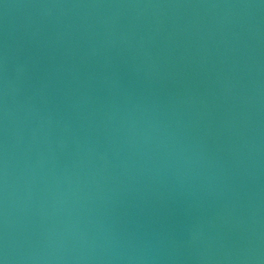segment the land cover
Masks as SVG:
<instances>
[{
	"label": "water",
	"instance_id": "1",
	"mask_svg": "<svg viewBox=\"0 0 264 264\" xmlns=\"http://www.w3.org/2000/svg\"><path fill=\"white\" fill-rule=\"evenodd\" d=\"M0 264H264V0H0Z\"/></svg>",
	"mask_w": 264,
	"mask_h": 264
}]
</instances>
